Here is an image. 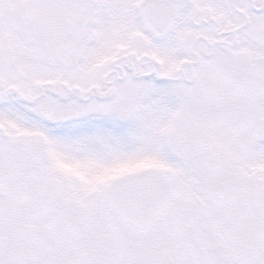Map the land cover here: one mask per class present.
<instances>
[{"label": "snow or ice", "instance_id": "snow-or-ice-1", "mask_svg": "<svg viewBox=\"0 0 264 264\" xmlns=\"http://www.w3.org/2000/svg\"><path fill=\"white\" fill-rule=\"evenodd\" d=\"M0 264H264V0H0Z\"/></svg>", "mask_w": 264, "mask_h": 264}]
</instances>
